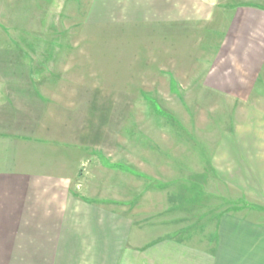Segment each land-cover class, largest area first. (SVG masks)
<instances>
[{"label": "crops", "instance_id": "obj_1", "mask_svg": "<svg viewBox=\"0 0 264 264\" xmlns=\"http://www.w3.org/2000/svg\"><path fill=\"white\" fill-rule=\"evenodd\" d=\"M200 6L207 8L201 0H84L74 26L70 17L59 29L55 24L40 33L46 27L41 6L37 33L1 37L0 264H264L262 212L222 214L206 244L193 241L194 236L152 234L127 226L114 205L119 199L105 197L104 179L97 173L103 168L94 158L102 131L87 130V108L104 106L105 100L113 105L118 95L109 86L89 83L88 69L105 57L87 50L88 27L163 22V52L173 42L181 52L185 39L198 41L195 23L209 21ZM246 9L250 14L240 16L236 9L231 29L220 32L231 52L225 53L222 40L204 62L211 66L225 55L224 69L207 74L214 75L215 89L240 98L241 91L248 97L258 89L264 67V10ZM250 26L254 35L247 31ZM72 27L80 33L73 34ZM238 27L243 34L235 31ZM13 43L22 47L12 49ZM112 59L118 71L129 66L125 52H114ZM262 130L252 153L251 169L259 171L264 167Z\"/></svg>", "mask_w": 264, "mask_h": 264}, {"label": "rangeland", "instance_id": "obj_2", "mask_svg": "<svg viewBox=\"0 0 264 264\" xmlns=\"http://www.w3.org/2000/svg\"><path fill=\"white\" fill-rule=\"evenodd\" d=\"M4 1L0 0V40L37 33L42 7L46 27L40 33L55 24L59 29L70 17L74 26L79 2L84 0ZM201 1L207 8L201 2L200 11L209 21L195 23L201 32L198 41L185 39L181 52L174 50L175 42L163 52V22L88 27L87 50L105 57L103 64L88 69L89 83L109 86L118 97L113 105L107 106L105 100L104 106L87 108V130L102 131L98 141L91 140L100 150L94 158L103 164L97 173L104 179L105 197L119 199L114 205L127 226L152 234L194 236L193 241L206 244L213 239L222 214H264V167L251 169L256 159L252 153L259 147L256 135L264 131V67L258 89L248 97L241 91L240 98L212 86L217 85L214 72L227 63L225 55L211 66L210 62L204 65L209 49L214 45L217 49L222 40L228 47L225 53L231 52V44L220 32L231 29L234 11L238 9L240 16L250 14L246 8L264 10V0ZM76 30L79 34V27H72L73 34ZM235 31L243 34L244 29ZM247 31L254 35L255 28ZM16 45L11 44L12 49ZM118 51L129 58V66L120 71L112 59ZM232 61L240 70L239 60L234 56ZM0 65H4L1 58Z\"/></svg>", "mask_w": 264, "mask_h": 264}]
</instances>
